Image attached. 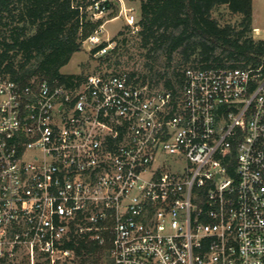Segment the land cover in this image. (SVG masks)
Segmentation results:
<instances>
[{"label":"built area","instance_id":"1","mask_svg":"<svg viewBox=\"0 0 264 264\" xmlns=\"http://www.w3.org/2000/svg\"><path fill=\"white\" fill-rule=\"evenodd\" d=\"M72 5L100 21L97 55L108 20L140 28L134 0ZM76 235L104 264H264V62L189 64L173 86L0 72V264H80Z\"/></svg>","mask_w":264,"mask_h":264},{"label":"trees","instance_id":"2","mask_svg":"<svg viewBox=\"0 0 264 264\" xmlns=\"http://www.w3.org/2000/svg\"><path fill=\"white\" fill-rule=\"evenodd\" d=\"M221 4L242 14L238 25L221 24L212 15ZM252 21L253 0H140L138 34L147 55L162 50L168 65L175 53L202 66L257 65L264 62V38L252 35ZM99 23L81 17L72 0H0V72L24 83L32 77L80 82L85 75L66 73L62 67ZM119 47L116 44L112 51ZM173 70L164 85L182 79L183 69L174 66ZM67 244L74 249L75 262L104 264L107 260L104 246L82 235Z\"/></svg>","mask_w":264,"mask_h":264},{"label":"rangeland","instance_id":"3","mask_svg":"<svg viewBox=\"0 0 264 264\" xmlns=\"http://www.w3.org/2000/svg\"><path fill=\"white\" fill-rule=\"evenodd\" d=\"M134 4L140 12V0H134ZM253 5L255 23L261 27V31H256L253 20L251 33L255 38H264V0H253ZM115 9L116 6L113 7L111 12ZM116 13H118V8ZM212 15L218 18L221 24L230 22L238 25L242 19L241 13L232 12L226 4L215 7ZM102 35L103 37L115 39L116 44L120 45L118 50L112 51V49H109L105 54L97 55L89 49L91 46L89 42H83L82 48L73 54L69 62L62 67V71L86 75L98 68L126 69L136 71L139 74H146L151 81L164 85L166 77L173 75L174 66L183 69L193 62L192 58L186 60L175 53L171 61L172 64L168 65L162 50L148 56L147 49L140 45L138 30L133 31L126 23L124 16H117L108 20ZM158 71L165 72V74L159 75Z\"/></svg>","mask_w":264,"mask_h":264},{"label":"crops","instance_id":"4","mask_svg":"<svg viewBox=\"0 0 264 264\" xmlns=\"http://www.w3.org/2000/svg\"><path fill=\"white\" fill-rule=\"evenodd\" d=\"M254 6V5H253ZM253 20H254V27L258 29V31H261V27L255 23V11H254V8H253Z\"/></svg>","mask_w":264,"mask_h":264}]
</instances>
